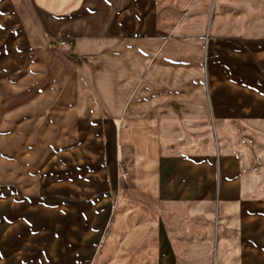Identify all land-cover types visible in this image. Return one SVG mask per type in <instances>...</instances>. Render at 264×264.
Here are the masks:
<instances>
[{"label":"crops","instance_id":"obj_1","mask_svg":"<svg viewBox=\"0 0 264 264\" xmlns=\"http://www.w3.org/2000/svg\"><path fill=\"white\" fill-rule=\"evenodd\" d=\"M0 8L13 9L0 29L28 42L17 56L31 61L0 54V81L30 73L32 108L64 120L76 139L64 150L78 172L66 180L69 199L106 189L95 198L97 214L112 215L100 264H220L240 247L236 264L264 246V0H0ZM67 31L74 40L59 47Z\"/></svg>","mask_w":264,"mask_h":264},{"label":"rangeland","instance_id":"obj_2","mask_svg":"<svg viewBox=\"0 0 264 264\" xmlns=\"http://www.w3.org/2000/svg\"><path fill=\"white\" fill-rule=\"evenodd\" d=\"M12 10L0 8V22L4 12ZM27 43L16 41L9 26L0 29V54L6 53L5 59H11V63L15 58L22 59L24 66L31 62L28 54L17 56ZM26 68L30 70V65ZM25 73L20 68L0 81V264H100L104 247L110 245L112 215L111 210L97 214L95 198L106 189H98L89 200L69 199L66 180L78 172L74 173L77 163L64 150L76 139L65 132L64 120L43 119L41 111L32 108V82L30 73ZM91 144L96 153L95 139ZM112 150L108 148V158ZM75 155L79 160L84 153ZM109 161L105 176L112 178L115 165ZM83 162L93 166L99 163L91 157ZM121 163L119 172L127 173ZM95 223L98 232H90L89 225ZM238 240L239 236L234 240L237 246ZM241 249L226 250L220 264H235L232 253L242 254ZM246 252V257L235 258L241 259L236 264H264V246L247 248Z\"/></svg>","mask_w":264,"mask_h":264},{"label":"built area","instance_id":"obj_3","mask_svg":"<svg viewBox=\"0 0 264 264\" xmlns=\"http://www.w3.org/2000/svg\"><path fill=\"white\" fill-rule=\"evenodd\" d=\"M132 35L134 37H137L138 33H133ZM73 40H74L73 34L71 32H67V33H65V35L62 38H60L58 40L57 45L59 47H69L72 44Z\"/></svg>","mask_w":264,"mask_h":264}]
</instances>
